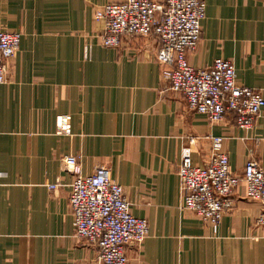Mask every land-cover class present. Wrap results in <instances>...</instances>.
<instances>
[{"label":"crops","instance_id":"0c3cea01","mask_svg":"<svg viewBox=\"0 0 264 264\" xmlns=\"http://www.w3.org/2000/svg\"><path fill=\"white\" fill-rule=\"evenodd\" d=\"M126 1L0 0V28L22 34L0 84V264H97L98 248L75 238L67 156L82 176L109 168L148 221L145 242L126 248L129 264H264L261 207L244 185L214 230L183 210L178 178L186 151L195 166L209 163L213 137L234 173L251 158L264 166V108L252 130L233 114L213 124L170 90L155 34L102 46L97 11ZM204 2L190 64L229 60L238 82L264 96V0Z\"/></svg>","mask_w":264,"mask_h":264},{"label":"built area","instance_id":"2783aa9c","mask_svg":"<svg viewBox=\"0 0 264 264\" xmlns=\"http://www.w3.org/2000/svg\"><path fill=\"white\" fill-rule=\"evenodd\" d=\"M205 9L204 0L109 3L96 13L105 26L101 45L116 49L123 37L155 34L160 40L156 60L164 68L163 78L170 90L186 100L190 111L213 124L233 114L238 128L252 130L264 108L262 92L241 85L229 60L217 59L203 69L189 62V55L201 42ZM21 39V33L0 28V84L6 82L7 63L18 53ZM223 141L222 137L211 138L212 157L203 167L194 165L189 151L183 154L178 169L182 208L215 230L224 214L233 209L234 193L244 185L246 198L261 207L255 226L264 236V166L251 158L241 175L234 173L228 155L221 150ZM63 172L74 177L69 184V206L75 238L98 248L97 264H129L126 248L145 242L148 221L133 214L124 188L113 180L109 168L100 167L92 175L82 176L77 158L67 156Z\"/></svg>","mask_w":264,"mask_h":264}]
</instances>
